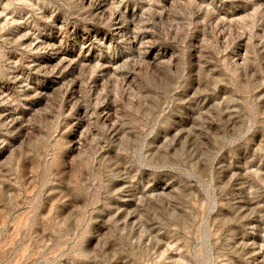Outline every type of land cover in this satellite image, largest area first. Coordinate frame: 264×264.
I'll return each mask as SVG.
<instances>
[{
    "label": "rangeland",
    "instance_id": "obj_1",
    "mask_svg": "<svg viewBox=\"0 0 264 264\" xmlns=\"http://www.w3.org/2000/svg\"><path fill=\"white\" fill-rule=\"evenodd\" d=\"M0 264H264V0H0Z\"/></svg>",
    "mask_w": 264,
    "mask_h": 264
}]
</instances>
